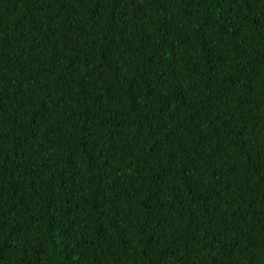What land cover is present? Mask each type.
<instances>
[{
	"label": "trees",
	"instance_id": "1",
	"mask_svg": "<svg viewBox=\"0 0 264 264\" xmlns=\"http://www.w3.org/2000/svg\"><path fill=\"white\" fill-rule=\"evenodd\" d=\"M0 264H264V0H0Z\"/></svg>",
	"mask_w": 264,
	"mask_h": 264
}]
</instances>
